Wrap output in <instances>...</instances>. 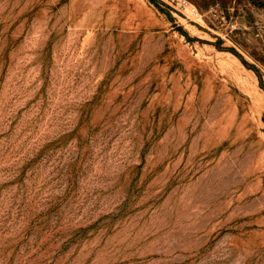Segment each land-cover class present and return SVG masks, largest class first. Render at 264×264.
<instances>
[{
  "label": "rangeland",
  "instance_id": "374dc122",
  "mask_svg": "<svg viewBox=\"0 0 264 264\" xmlns=\"http://www.w3.org/2000/svg\"><path fill=\"white\" fill-rule=\"evenodd\" d=\"M0 264H264V0H0Z\"/></svg>",
  "mask_w": 264,
  "mask_h": 264
}]
</instances>
